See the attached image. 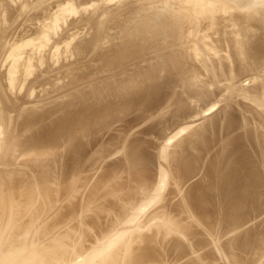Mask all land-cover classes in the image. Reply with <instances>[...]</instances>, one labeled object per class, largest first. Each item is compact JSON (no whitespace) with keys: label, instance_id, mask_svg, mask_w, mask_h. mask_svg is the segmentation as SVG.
I'll return each mask as SVG.
<instances>
[{"label":"bare ground","instance_id":"obj_1","mask_svg":"<svg viewBox=\"0 0 264 264\" xmlns=\"http://www.w3.org/2000/svg\"><path fill=\"white\" fill-rule=\"evenodd\" d=\"M260 31L264 0H0V264H264Z\"/></svg>","mask_w":264,"mask_h":264},{"label":"rangeland","instance_id":"obj_2","mask_svg":"<svg viewBox=\"0 0 264 264\" xmlns=\"http://www.w3.org/2000/svg\"><path fill=\"white\" fill-rule=\"evenodd\" d=\"M16 20H17V19H16ZM17 21H18V20H17ZM17 21L14 20V21L12 22V20H11V22H12L13 24H14V22H17ZM11 22H9V23L11 24ZM257 32H258V31H257ZM260 32H262V33H259L260 35L262 34L261 36H260V35H257V34H256V35L259 36V37H262V36L264 35V31H260ZM263 58H264V57H263ZM233 68H234V66L231 67V69H233ZM233 70H235V68H234ZM233 70H232V72H234ZM234 73H235V72H234ZM235 74H236V73H235ZM220 75H221V76H220L219 78H217L218 76H217L216 78H214V79H216V81H217V80H219V79L222 77V75L224 76V78H225L224 81L222 80L223 78H221L219 81H217V82H220V85L223 84L222 81H223V82H226L225 85L228 84V83L230 82V79L233 78V77L229 76L230 79H228V77L225 75V73H224V74L222 73V74H220ZM232 75L234 76V74H232ZM208 77H209V79H208V82H209V80H210L211 77H210V76H208ZM226 78H227V80H229L228 82L226 81ZM206 80H207V79H206ZM221 80H222V81H221ZM210 81H212V82L208 83V85L210 86V84H212L213 87H212V85H211L210 87H212V90L214 91L213 93H216V95L219 94V96H216L215 98H210L211 100H210V99H206V100H210V101H207L208 103H210L212 100H214V101H212L210 104H212V103H213V104L218 103V104H215V105L212 104V105H210V104H208V103L206 102V100H205V103H200V104H199V107H203L204 104H205V106H206V103H207V106H206V107L204 106L203 108H205V109L208 108V111H206L205 109H202V110H201V108H199V107H198V108H199L200 110H198V108L196 109V111H203V110H205V111H204V114H206V115L208 114L207 112L210 111L211 114L209 113L208 117H211V116H214V115H215V114H214V111L216 112V109H215L216 107H215V106L218 107V108H217V113H218V111H219L220 108H221L220 106L223 105L222 103H224L223 101H224V99L226 98V97H225V98L223 97L224 99L219 98V97H220V93H221V97H222V96L224 95L225 91H224V92L219 91V90H220V87H218L219 90L216 89V90H217V91H216L214 86H217V85H215V84H217V83L214 82L215 84H213V81H214V80H210ZM231 81L233 82L234 80L231 79ZM225 85H224V86H225ZM218 86H219V84H218ZM224 86H221V87H223V89L221 88L222 91L225 90V89H224ZM216 88H217V87H216ZM210 89H211V88H210ZM24 91H25V90H23V91H21V92L24 93ZM210 91H211V90H210ZM218 91H219V93H218ZM213 93H212V94H213ZM222 93H223V94H222ZM20 95H22V94H20ZM235 96H236V94H235ZM235 96L232 95V96H231V99H234ZM21 97H22V96H21ZM217 97H218V98H217ZM218 99H220V100H218ZM228 99H229V98H228ZM216 100L219 101V102H220L221 100H222V101L219 103V102H216ZM226 100H227V99H226ZM234 100H235V99H234ZM214 102H215V103H214ZM220 104H221V105H220ZM201 105H203V106H201ZM219 105H220V106H219ZM197 106H198V105H197ZM208 106H213V109H214V110L212 109V107L209 108ZM163 107H164V106H163ZM192 107H193V106H192ZM194 107H196V105H194ZM211 109H212V110H211ZM157 111H160V110H157ZM157 111H155V113H154V114L152 113V114L156 116V115H157V114H156ZM161 111H162V109H161ZM211 111H212V112H211ZM205 112H206V113H205ZM212 113H213V114H212ZM217 113H216V114H217ZM206 117H207V116H206ZM182 123H183V122H182ZM174 125H176V123H173V127L171 126V123H170V125H169L171 128H174V130H173V129H168L169 126L167 127V129H168L167 132H168L169 134H171L173 131H175V128H176V130L179 128V126L176 127V126H174ZM198 128H199V127H198ZM195 129H197V128H195ZM221 129H222V128H221ZM221 129H220V128L215 129L216 131L219 130L217 133H216L215 130H214V131L211 130V132H209L210 134L207 133V135H208L207 137H208L209 141H210V142L212 141V142H211L212 145H213V146L215 145L216 147H215V146L213 147V146L210 144L208 148H204L205 150L203 149V151H205V152H203V151L201 150V148H199L200 151H197V152L195 151V150H197V149L194 150L195 152L193 151V149H189V151H190L193 155H194V153H195V154H196V153H199L198 156H201V158L204 157L203 159H205V157H206L205 155H201V154H203V153H205L207 156H208V154L211 156V155L214 153V151L212 150V148H214V150H216L215 148H217V147L219 146L218 144H219V142H220L221 139H218V137L221 138L222 135H221V136H220V135L218 136V134H222V133L220 132ZM0 130H2V129H0ZM165 130H166V128H165ZM169 130H170V131H169ZM171 130H172V131H171ZM212 131L214 132L213 134H214L215 136L212 134ZM0 132H1V131H0ZM162 132H163L164 134H168L167 132H164V129H162ZM207 132H208V131H207ZM1 133H2V132H1ZM215 133H216V134H215ZM161 134H162V133H161ZM164 134H162L163 137H164ZM209 135H212V137L214 136V138H212L211 136H210L211 138H209ZM2 136H3V135H1V137H2ZM151 137H152V136H151ZM2 138H3V137H2ZM2 138H1V139H2ZM149 138H150V137H149ZM216 138H217V139H216ZM155 139H156L157 141H155ZM150 140H154V142H152L151 145H153V146L155 145V147L158 146L156 142L159 143V141H162L161 139L159 140L158 138H150ZM215 140L218 142V144H217V142H216ZM213 141H214V142H213ZM153 143H154V144H153ZM215 143H216V144H215ZM151 145H149V146L152 147ZM156 145H157V146H156ZM211 146H212V147H211ZM150 147H149V148H150ZM155 147H154V148H155ZM172 147H173V146H170V147H169L170 151L173 149ZM152 148H153V147H152ZM152 148H150L151 150H149L150 153H151L152 150H154V151H152V152H156V153H157L158 149H154V148L152 149ZM171 148H172V149H171ZM206 149H207V151H208L209 153L206 151ZM217 149H218V148H217ZM155 150H156V151H155ZM170 151H168V152H170ZM201 152H202V153H201ZM206 152H207V153H206ZM156 153H155V154H156ZM151 155H154V154L152 153ZM195 156H196V155H195ZM154 158H155V159H154ZM154 158H153V159L156 160V161H155V163H156V162L158 161V160L156 159V158H157V154H156V156H154ZM199 158H200V157H199ZM203 159H201V160H202L201 163H200V161L198 162V163H200V164H199L200 167H199V169L197 168V170H196L197 173H198L199 170L202 171V170H201V167H202V168L205 167V164H206L207 160L209 159V156H208L207 160H206V159L204 160L205 162L203 161ZM0 162H1V158H0ZM159 162H160V161H159ZM161 162H163V163H161V165L163 164L162 166H164V165L166 164L165 161H161ZM203 162H204L205 164H204ZM202 163L204 164V166H203ZM157 164H160V163H156V164L153 163V165H155L156 167L159 166V165H157ZM201 164H202V165H201ZM161 165H160V166H161ZM155 166H154V167H155ZM164 167L166 168V166H164ZM164 167H163V168H164ZM196 172H195V173H196ZM201 173H202V172H201ZM201 173H200V174H201ZM201 175H202V174H201ZM201 175H200V176L198 175V177H201ZM196 178H197V177H196ZM165 185L167 186V189H168V188H169L168 186H170V183L167 181ZM164 189H166L165 186H164ZM164 189H163V191H164ZM167 189H166V190H167ZM166 190H165L164 192H163V191H162V192H163L164 194H166L165 192L168 191V190H167V191H166ZM164 194H163V195H164ZM2 215H3V214H2ZM2 215H1V216H2ZM3 216H4V215H3ZM2 219H4V217H1V218H0V220L3 222ZM85 254L87 255V253H84V255H85ZM84 255H82V256L84 257ZM86 255H85V256H86Z\"/></svg>","mask_w":264,"mask_h":264}]
</instances>
